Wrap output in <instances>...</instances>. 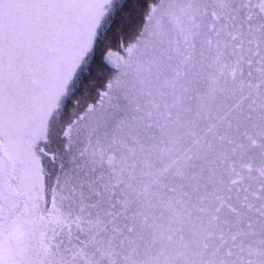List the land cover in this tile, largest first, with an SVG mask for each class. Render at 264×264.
Here are the masks:
<instances>
[{
	"label": "snow or ice",
	"instance_id": "obj_1",
	"mask_svg": "<svg viewBox=\"0 0 264 264\" xmlns=\"http://www.w3.org/2000/svg\"><path fill=\"white\" fill-rule=\"evenodd\" d=\"M0 264H264V0H0Z\"/></svg>",
	"mask_w": 264,
	"mask_h": 264
}]
</instances>
